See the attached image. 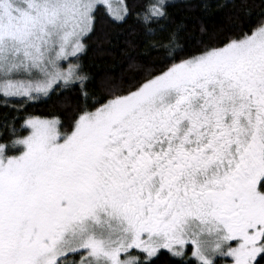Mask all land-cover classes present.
I'll return each instance as SVG.
<instances>
[{
    "label": "rangeland",
    "instance_id": "rangeland-1",
    "mask_svg": "<svg viewBox=\"0 0 264 264\" xmlns=\"http://www.w3.org/2000/svg\"><path fill=\"white\" fill-rule=\"evenodd\" d=\"M169 1L152 0L148 15L161 16ZM99 5L117 20L126 14L124 0H0V95L45 97L56 85L74 82L78 68L73 58L83 50L82 39L90 31ZM227 74L237 85L260 89V110L264 103V24L252 35L183 61L138 91L83 115L64 138L58 133L57 120L28 119L29 135L16 141L23 147L19 155L6 156L0 146V195L6 203L9 226V252L3 264H56L77 251L85 252L80 264H137L134 252L145 253L148 259L161 250L183 256L188 246L200 264H212L219 256L229 259L225 264H254L264 249V127L258 138L248 135L236 142L237 154H233L237 163L244 162L249 149L255 152L258 163L240 181L237 191L241 192L221 208L228 210V203H234L226 212L228 219L215 205L228 190L236 166L208 175L205 171L195 181L190 180L192 185L181 186L180 191L194 190L193 201L176 208L174 216L160 221L156 229L131 213L133 197L118 199L128 181L121 170L124 165L110 173L116 159L110 154L114 153L110 142L121 107L132 103L133 112L120 128L122 146L131 149L142 124L162 122L167 117L176 126L180 119L173 118L174 108L196 109L188 87L207 90L205 103H200L222 107L223 96H228L221 75ZM218 142L216 147L226 146L229 138L223 136ZM88 147H92V168L86 179L92 195L82 208L68 214L69 202L54 198L55 184L77 181ZM129 165L140 181L150 166L139 154ZM102 174H111L109 191L99 187L103 185ZM103 195L107 204L100 206L95 198L103 199ZM37 233L46 234V239L39 237L38 256L34 249L26 258V245Z\"/></svg>",
    "mask_w": 264,
    "mask_h": 264
},
{
    "label": "trees",
    "instance_id": "trees-1",
    "mask_svg": "<svg viewBox=\"0 0 264 264\" xmlns=\"http://www.w3.org/2000/svg\"><path fill=\"white\" fill-rule=\"evenodd\" d=\"M151 3L124 0L126 14L120 20L104 6L96 7L83 50L73 58L78 68L74 82L56 85L45 97L0 95V146L6 156L23 151L16 141L29 135L28 119L57 120L64 138L83 115L138 91L183 61L252 35L264 24V0H172L158 17L148 15ZM84 255L69 253L56 264H80ZM134 255L137 264H200L191 246L183 256L167 250L149 259L143 252ZM227 261L219 256L212 264ZM254 264H264V249Z\"/></svg>",
    "mask_w": 264,
    "mask_h": 264
},
{
    "label": "flooded vegetation",
    "instance_id": "flooded-vegetation-1",
    "mask_svg": "<svg viewBox=\"0 0 264 264\" xmlns=\"http://www.w3.org/2000/svg\"><path fill=\"white\" fill-rule=\"evenodd\" d=\"M221 79H223L222 86L226 89L228 96L227 98L223 96L222 107L200 103L204 102V97L208 95L207 90L201 91L195 89L196 87H188L186 91H190V101L194 107L197 106L196 109H192L191 106L187 108L183 105L174 108L173 118L180 119L176 126L171 124L172 119L167 117L162 122L142 124L139 128L140 132L134 137L131 149L122 146L121 140L124 136L120 134V128L133 112H131L132 103L119 109V119L113 125L112 141L110 142L114 152L110 154L116 157L111 165L110 173L116 169L120 170V165H124L121 170L128 177V181L124 192L120 193L118 199L126 201L127 197H133L130 204L131 213L143 217L153 228L160 221L173 217L176 208L185 207L193 201L194 190L191 192L189 189L186 191L179 190L181 186L192 185L190 180L195 181V178L202 176L205 171L208 175L213 170L221 172L224 167L236 166L235 174L229 177L228 190L221 195L215 205L221 210L226 206H224L226 201L241 192L237 191V189H241L240 181H243L249 170L255 168V164L258 163L252 149L245 153L244 162L240 160L237 163L234 154H237L236 142H239V138L248 135L252 139L258 138L264 127V103L260 110L257 108V97L260 89L237 85L228 74L221 75ZM212 94L215 95V92ZM176 96H178V92ZM203 120L208 122L203 123ZM223 136H228L229 142L226 146L216 147L219 145V139ZM199 137H203V139L199 140ZM91 148L88 147L85 150V156L81 158L82 164L81 169L79 168L77 181L75 183L60 181L55 184L54 198L58 201L64 199L61 202L66 199V203L69 202L68 214L82 208L87 196L92 195V189H90L88 179H86L87 173L92 168L90 163ZM223 153L225 154L222 155ZM137 154L143 155L150 165L141 181L140 176H134L131 173V165H129L130 159ZM120 156H124L125 159H119ZM107 175L110 177L102 174L104 179L101 184L103 185L99 187L109 191L111 174ZM67 193L69 194L66 196ZM104 196L103 199L95 198V203L100 206L106 205ZM231 205H234L232 201L227 205L228 210H221L225 212L223 214L227 219L229 215L226 212H230ZM49 211L51 213L52 206H50ZM36 227L34 226V228ZM8 234L7 208L1 194V264H3L4 258L7 259L9 252ZM45 236H40L37 233L26 245V258L34 249H36L34 255L38 256L39 237L46 239Z\"/></svg>",
    "mask_w": 264,
    "mask_h": 264
}]
</instances>
